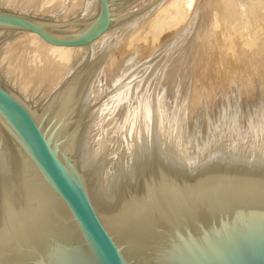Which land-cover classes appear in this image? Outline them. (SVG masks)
Wrapping results in <instances>:
<instances>
[{
  "label": "bare ground",
  "instance_id": "obj_1",
  "mask_svg": "<svg viewBox=\"0 0 264 264\" xmlns=\"http://www.w3.org/2000/svg\"><path fill=\"white\" fill-rule=\"evenodd\" d=\"M62 1L49 0L47 2L50 4ZM125 1L129 5L139 0ZM192 1L154 0L153 3L156 7L154 6L155 9L151 13L148 12L147 16L142 11L138 17L129 15L123 16V18L120 14L125 13L124 11L129 7L124 2L118 16L112 10L114 21L109 32L88 48L56 47L29 31H23L22 36H15L17 39L26 41V45L30 47V49L28 48L29 54H27L29 56L25 54L28 61L26 62L24 59V62L27 63L25 66L31 70L30 74V70L24 67L27 71L29 70V75L41 71L46 66L49 69L55 64L56 66L64 65L63 74L53 77L57 79L49 93L53 92L43 107H32L21 94L9 87L7 89L17 101L30 111L65 169L89 197L97 216L120 197L131 181L152 167L186 173L180 165L194 167V171H203L214 169L215 163L225 160L227 167H232L230 165L232 162H244L251 166L242 169L264 172V115L257 117L259 111L256 112V116L245 121L243 119L245 116L242 118L241 113L239 115L237 112L238 107L235 106V111H228L225 108L228 112L223 108L225 113L215 124L212 122V125L208 126L207 133H204L203 136L197 133L192 136L190 126L185 124L187 120L185 100H183L185 105L180 102L181 109L175 104L179 110L175 111V106H171L172 108H170L174 109V112L170 109V112H167L168 107L166 111L164 105L166 103L163 102L165 99L159 100V94L157 95L159 96V99L157 97V109L153 107L148 111L144 110L146 119L137 120L139 119L137 114L140 112L132 113L136 110L132 111V105V110L130 107H126L127 104L125 107L122 105L127 93H131L129 90L131 89L134 93L133 86L125 83L126 85L121 84L111 89L110 93L108 92L111 84L106 85L105 82L112 74L109 69L113 67L112 61L115 59H113V54L119 47L118 44L126 43L125 45H127V42L136 40L135 37L146 25L148 27L151 25L155 36L157 30L166 23V19L169 17L177 23L184 21L193 8ZM98 9L99 2L96 0L92 11L93 15L97 13ZM172 10L176 12L174 16L167 17L166 15ZM70 30L73 31V34L69 36H77V27ZM147 31H145L146 34H149ZM15 37L14 39H16ZM65 37L67 38V36ZM155 37L157 38V36ZM110 38H114V40H109ZM24 42H22L23 46ZM12 43L9 42L0 48V57L2 58L0 67L6 63V52L3 53V50L6 45ZM251 46L250 44L249 48ZM233 47L234 42L231 39L230 42L224 44L222 49H226L225 51L230 53ZM74 60L76 61L74 62ZM77 64L78 67L75 68ZM159 66H156L155 69ZM4 68L6 69L3 71L6 72L4 74L11 77L13 71L11 72L10 67ZM17 72L14 73L18 75ZM23 74L26 73L23 72ZM31 77H35V75ZM37 77L36 79H38ZM17 81L20 82L18 79ZM32 81L34 82V80ZM45 84L48 86V83ZM18 85L20 84L18 83ZM112 85H116V83ZM25 86L20 85L18 88L22 94L27 93L29 89ZM138 90L141 92V89ZM122 92L125 93L124 98L121 95ZM137 94L141 95L142 93L137 92ZM152 94L150 96H153ZM45 95L48 96L47 93ZM161 97L163 96L161 95ZM182 97L184 98V95ZM186 98L188 97L186 96ZM139 101L137 100L138 110L140 109ZM0 121L24 147V149L19 148L13 141L11 143L5 141L1 145L0 141V264H33L54 238L77 231V228L65 206L52 192L44 175L35 165L32 154L28 148H25L20 137L16 135L13 127L1 113Z\"/></svg>",
  "mask_w": 264,
  "mask_h": 264
},
{
  "label": "water",
  "instance_id": "obj_2",
  "mask_svg": "<svg viewBox=\"0 0 264 264\" xmlns=\"http://www.w3.org/2000/svg\"><path fill=\"white\" fill-rule=\"evenodd\" d=\"M98 2L97 15L66 23L0 10V30L29 31L56 47L88 48L114 21L113 2ZM73 27L77 36H69ZM0 113L77 228L54 238L33 264H264V172L242 169L251 164L227 167L224 160L203 171L180 165L186 173L152 167L97 216L30 111L1 84ZM0 128L4 141L24 149L1 121Z\"/></svg>",
  "mask_w": 264,
  "mask_h": 264
},
{
  "label": "rangeland",
  "instance_id": "obj_3",
  "mask_svg": "<svg viewBox=\"0 0 264 264\" xmlns=\"http://www.w3.org/2000/svg\"><path fill=\"white\" fill-rule=\"evenodd\" d=\"M47 1L49 0H0V10L25 15L26 17H29L31 19L43 22L53 23L72 22L80 18H90L94 16L92 11L94 5L96 4V0H63L62 2H52L50 4ZM109 1L113 2L111 10L117 13L116 16H118V14L121 12V7L126 1ZM153 1L154 0H139L130 3L129 5L126 2L127 6L129 7L126 8V10L124 11L125 13L120 14V16L126 17L129 15H134L138 17V14H140L142 11H144L142 13H146L147 16L149 14L148 12L151 13L156 7ZM192 5L193 8L189 12L187 18L184 21L182 20L178 23L172 21L169 17L171 16L172 18L174 16V14L176 13L175 10L170 11V13L166 15L167 17H169L168 19H166V23L157 30V33L155 35L157 36V38L153 35L151 25H149V27L148 25H146L141 33L138 34L139 37L138 35L135 37L136 40L127 42V45H125L126 43H119L118 48V45L116 46L117 49H115V52L113 54V59H115L112 61V65L115 69L113 67H110L109 70L112 74L105 82L106 85L111 84V88L108 90V92L110 93L111 89L125 83H129V85L133 86L134 88L132 89H134V93H132V90L130 89L129 91H131V93L128 92L126 95L127 97H125V93L122 92V97H125L123 100L124 103L122 105L125 107V104H127L126 107L130 108L133 106V110L131 108L132 111H134V109L138 110L137 100H140V111L138 110L137 112H135V110L134 112H132L136 114L140 112L137 114V116H139V119L137 120L146 119L144 110L147 109L146 111H148L150 110V108L153 109V107L157 109V101L159 99V96L157 95L159 94V100L165 99L163 102L167 104H164L165 110L167 111L168 109L167 112H170L172 108L171 106L174 107L175 104L179 107V109H181L180 105L182 106V104L185 105L186 103V110H184L185 112L187 111V120L185 124H187V126H190V129L192 130V136L196 135V133L201 134V136H203L204 133H207L208 126H211L212 122H214L213 124H215L219 120L221 115L225 113L223 112V108H226L228 111H235L236 107H238L237 112L239 113V115L241 113L242 118L245 116L243 118L245 121H247L251 117L253 118L254 116H256L258 111L260 114L258 113L257 117L259 115L263 116L264 0H259V2L258 0H193ZM97 13L95 15H97ZM139 17L142 16L139 15ZM145 31L149 32L150 35L146 34ZM21 33H23V31L0 30V48L2 47V45L13 42L11 45H6L5 50H3V53L6 52L7 64L5 63L0 67V84L5 88L9 87L17 93L21 94L26 102L29 103L32 107H43L47 104V101L51 97V93L53 92L51 90L52 92L49 93L52 85L56 82L57 79L53 77L63 74L64 70L62 68H64V65L58 64L56 66L55 64L54 66H50L49 69L47 66V68L43 67L41 71L33 72L34 74L32 73V75H35V77H31L32 75H29L30 69L25 66V64L27 65L26 62L28 61V57L25 58V56L29 54L28 52L30 47L29 45H26V41L24 42L22 39L18 38V40L16 38L17 36L21 35ZM153 36L156 41L154 40V38L152 40ZM14 37L18 41L14 39ZM111 39L114 40V38H110L109 40ZM231 39L234 42L235 49L233 47V50L229 53V51L227 52L225 51L226 49L222 48H224V44L230 42ZM252 40H254V43L252 42ZM22 42H24V46ZM250 44L252 45L251 48H249ZM24 59L26 62H24ZM1 60L2 58L0 57V62ZM75 61L76 60H74V62ZM78 64L75 68L78 67ZM11 66L13 67L11 68ZM156 66H159L157 67L158 70L155 69ZM4 67H10L11 72L13 71L11 77H8L4 74L6 73L3 72L6 70ZM24 67L26 69L28 68L29 70L27 71ZM15 71H18L17 74H19L16 75L14 73ZM22 71L26 74H23ZM150 72H153L152 75L154 77ZM160 73L162 74V76ZM15 75L16 78L14 77ZM36 77L38 79H36ZM17 79L20 82H18ZM26 79L27 81H25ZM32 80H34V82ZM115 80L119 81L116 82ZM18 83L22 85V87L26 85L25 87H27V89L29 88L27 93L22 94L20 92V89L18 90V88L20 87ZM45 83H48V86ZM115 83L116 85H112ZM138 86L140 87L138 88ZM138 89H141V92ZM149 90L151 94L155 90L152 94L153 96H150L151 94ZM137 92L142 94H137ZM46 93L48 96L45 95ZM135 93L137 94V96ZM161 95L163 97H161ZM173 95L175 98L173 97ZM183 95L184 98L182 97ZM186 96L189 99L186 98ZM181 98L182 101H180ZM147 99L148 101H150L148 102ZM183 100H185L186 102L184 103ZM140 102L141 104L143 102V104L141 105ZM146 102H148L147 105ZM180 102L182 104H180ZM151 103L154 106H152ZM178 103L179 105H177ZM135 105L136 107H134ZM144 105L146 106V108ZM175 107V111H178V107ZM231 108H233V110H231ZM174 109L171 111L174 112ZM226 109L225 111H227ZM213 119L216 120L213 121ZM2 137L3 135L0 128L1 142L4 141V137Z\"/></svg>",
  "mask_w": 264,
  "mask_h": 264
}]
</instances>
